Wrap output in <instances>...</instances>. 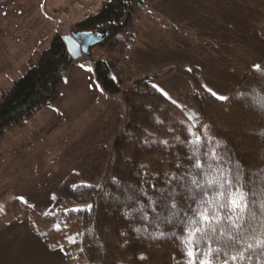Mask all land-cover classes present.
<instances>
[{
    "label": "trees",
    "instance_id": "16d2710c",
    "mask_svg": "<svg viewBox=\"0 0 264 264\" xmlns=\"http://www.w3.org/2000/svg\"><path fill=\"white\" fill-rule=\"evenodd\" d=\"M152 1L109 0L72 28L73 33L105 29L96 46L103 56L94 62L93 74L105 95L119 96L124 105L123 120L111 140L99 183L78 184L74 174L68 175L53 190L50 209L40 215L52 218L53 226L74 224L79 241L75 246L88 264H184L178 239L181 221L196 206L187 188L192 187L197 195L201 192L188 183L187 174L199 171L192 169V146L185 143L192 139L187 131L191 125L202 137L220 142L218 151L232 162L228 166L241 169L250 199L258 200L264 187V58L258 64L260 70L245 69L224 100L203 89L190 68L168 67L138 76L126 63V55L134 43V27ZM67 35H53L48 48L27 61L26 73L0 92V139L58 102L66 73L80 59L73 60L68 54L63 39ZM258 35L264 42V23ZM172 73L188 77L195 86L196 123L152 87L155 80ZM165 140L167 145L159 143ZM130 196L134 199L129 200ZM166 199L168 203L175 200V215L169 214ZM137 203L142 211L132 213ZM20 206L15 198L5 205L11 222L28 220L43 244L53 247L36 228L40 220L33 211L23 208L21 212ZM5 214L0 213V229L7 223ZM251 264H256L255 257Z\"/></svg>",
    "mask_w": 264,
    "mask_h": 264
},
{
    "label": "rangeland",
    "instance_id": "374dc122",
    "mask_svg": "<svg viewBox=\"0 0 264 264\" xmlns=\"http://www.w3.org/2000/svg\"><path fill=\"white\" fill-rule=\"evenodd\" d=\"M4 1L8 0L1 2ZM102 1L104 0H80V5L72 7L66 2L61 10L53 13L57 21L48 16V13H51L50 4L47 6L46 14H44L42 2L39 4L42 14L35 18L40 21V25L24 37L27 41L30 38L38 43L41 42L38 51H43L48 48L54 34L70 35L73 33L74 24L67 25V27L63 24H67L68 18L75 19V21L81 20L83 16H74L75 11L80 12L86 8L88 15L95 13ZM213 2L215 1L213 0ZM17 3L18 1H15L13 4ZM59 5H61V0H59ZM34 6L37 7L36 1ZM198 7L202 14L206 11L204 4ZM221 7L220 0H217L215 5L210 6L209 11L207 10L211 15L210 29L212 32L210 36H207L211 39L210 43H203L204 36L201 34L196 36L198 41H196L195 36H186L184 54L181 52L182 50L175 52L169 49L167 52V61L177 60L179 63H183L182 65H169L146 75H151L168 67L190 68L195 70L196 80L203 89L207 91L210 89L209 92H215L218 96L226 97L238 84L245 69L253 68L264 58V42L258 35L259 28L264 23V0H231L230 4L223 6L226 9L224 13L221 12ZM233 7L236 10H233ZM57 8V6L53 7L55 10ZM195 9H197V5ZM231 9L232 11H229ZM16 10L21 9L16 8ZM215 10L218 13L212 12ZM68 11L69 15L62 17ZM152 12L157 11L154 9ZM143 16L144 14L139 20ZM217 18L219 25L216 26L215 20ZM190 20L206 24L204 17L188 19V21ZM20 21H25V18ZM201 27V25L198 26V28ZM94 31L104 32L105 29L101 28ZM206 31L207 28L204 29V32ZM215 32L219 34H214ZM17 38L21 41L22 35L17 36ZM98 51L102 52L101 50ZM140 55L142 60L147 57L142 53ZM164 56H166L165 53L161 54V51H157L152 60L161 63L164 62ZM152 67L155 69L157 66L148 68ZM24 69L26 72V68ZM132 69L138 76H146L140 75L133 67ZM153 84L158 86V91L163 95L167 94L164 96L174 103L187 119L193 117L189 120L193 123L197 122L194 118L198 113L192 101L195 86L191 79L178 73H172L155 80ZM70 85L67 84V93L62 94L61 110L51 114L48 121L44 123L39 121L38 117L35 118V123L39 125L38 129L34 133L29 132V134L27 132V134L23 133L22 135L26 140L35 139L38 145L35 149L40 151L37 154L38 157H27L25 163L20 159H10L11 162L5 161L7 147L4 144L7 143V138L4 137L8 133L22 130L24 126L8 131L0 139V213L5 214V205L11 199H17L21 205V212L23 208H26L33 211L34 215L37 216L40 221L36 228L47 235L48 241L50 240L49 244L53 247H46L43 244L33 232L28 220L11 222L12 214H5L3 221L7 223L0 229V241L8 239L16 246L19 245L17 248L21 249L23 241L20 237L24 236V231L30 230L42 242L48 252H46L47 258L43 257L41 251L36 252L41 257V262L35 260V264H88L85 258L81 259L79 247L75 246V243L69 242V238H73L76 243L79 242L75 238L74 224H55L58 227L54 225V228L53 224H50L52 218L41 216L46 214L52 206L53 190L68 175L74 174L78 184L96 185L99 183L109 159L111 140L124 116V105L119 96H106L102 94L101 89H96L92 82L89 83L84 79L81 82L83 87L80 88V91L73 90ZM74 93L76 94L72 95ZM62 110L65 112L63 113ZM12 136L9 137L10 140ZM45 157L48 160H45ZM30 160H35V164L31 163ZM20 197H23V200ZM2 202L4 203L2 204ZM46 219H49L48 223ZM49 231L52 233L49 234ZM8 232H11L13 236ZM20 256V260L24 263L33 260L34 264L32 256L24 254H20ZM0 264H2L1 260Z\"/></svg>",
    "mask_w": 264,
    "mask_h": 264
},
{
    "label": "crops",
    "instance_id": "0c3cea01",
    "mask_svg": "<svg viewBox=\"0 0 264 264\" xmlns=\"http://www.w3.org/2000/svg\"><path fill=\"white\" fill-rule=\"evenodd\" d=\"M1 1L3 0H0V92H5L11 87L13 82L18 80L26 73L24 68H26L27 71V61L36 52H41L38 51L41 42L38 43L34 39L30 38L27 41L24 37L25 35H29L30 31L35 27L40 25V21L35 19L39 16V14H42L41 6L39 7V4L43 2L42 8L44 14H46L47 6L50 4L51 13H48V16L53 18L54 21H57L56 17L54 16V12L61 10L68 0H61V5H59V0ZM15 1H18V3L14 5L13 3ZM35 1L37 3V7L34 6ZM107 1L108 0H104L102 3ZM214 1L215 2H213V0H154L144 16L138 21L134 29V43L127 54V63L136 69L140 75L149 74L155 70H158L159 68L167 67L169 65H182L183 63H179L177 60L167 61V52L169 49L170 51L173 50L175 52H180L182 50L181 52L184 54L186 36H195L196 39V36L201 34L204 36L203 43H210L211 39L207 36H210L212 29H210L211 15L208 11L209 7L215 5L217 0ZM230 2L231 0H220V4L222 5V10L220 9L221 12L224 13L226 11L223 6L230 4ZM80 4L81 2H79V5ZM202 4H204L206 7V11L203 14L200 12L198 7ZM196 5L197 9H195ZM56 6L58 8L56 10L53 9V7ZM16 8H20L21 10H16ZM154 9L157 12L153 13L152 11ZM216 10L212 12L216 13ZM233 10H236V8L234 9L233 7ZM229 11H232V9ZM68 15L69 11L62 17H67ZM79 15L83 16L81 19L88 16L86 8H83L80 12H74V16L78 17ZM199 17H204L206 24L203 22H193L191 20L188 21V19H195ZM23 18H25V21H20ZM76 22L78 21L68 18L67 24L64 23L63 26L65 25V27H67V25H73ZM200 25L202 27L198 28ZM215 25H219L218 18L215 20ZM205 28H207L206 32H204ZM216 33L218 32H215L214 34ZM20 35H22L21 41L17 38V36ZM188 40L191 42L189 38ZM196 41H198V39H196ZM157 51H161V54H166V56L163 58L164 62L159 63L157 60H152L153 55L157 54ZM141 53L147 55L144 60L141 59ZM102 55V52L98 51L97 49H93L90 51L88 56H82L66 73L64 85L56 105L54 107H46L42 109L26 123L22 130L8 133L6 137H4L7 138V143L4 144L7 147L5 151V153H7L5 161L11 162L10 159H20L25 163L27 157H38L37 154L40 151L35 149V147H38L35 139L29 138L26 140L24 137H22V135L23 133L27 134V132L34 133L38 129L37 127L39 125L35 123V118L37 119L38 117L39 121L44 123L48 121L51 114H53L55 111L61 110V98L62 94L67 93V84H71L70 86L73 90L77 89L80 91V88L83 87L81 82H83L84 79L89 83L92 82L96 89H101L95 80L93 74V65L95 60L101 59ZM183 56L185 58V55ZM151 66L157 67L155 69L153 67V69L148 68ZM75 94L76 93L72 95ZM102 94L105 93L103 92ZM62 111L63 113L65 112V110ZM10 136H12L11 140L9 139ZM46 157L45 160H48ZM34 161L35 160H30L31 163L35 164ZM9 234L12 235L11 232ZM20 239L23 241L21 249L17 248L19 245L16 246V244L12 243L8 239L6 241H0V260L2 264H33V260L27 263L21 261L20 254L32 256L34 259V264L35 260L40 263L41 257H39L36 253L38 251H41L43 257L47 258V249L30 230L24 231V236L20 237Z\"/></svg>",
    "mask_w": 264,
    "mask_h": 264
},
{
    "label": "snow or ice",
    "instance_id": "6c2138e0",
    "mask_svg": "<svg viewBox=\"0 0 264 264\" xmlns=\"http://www.w3.org/2000/svg\"><path fill=\"white\" fill-rule=\"evenodd\" d=\"M253 68L260 70L261 66L254 65ZM152 87L159 90L157 85ZM211 94L220 100L226 99L215 92ZM194 127H188V135L192 139L185 143L192 146L189 159L195 162L191 167L199 171H190L187 175L188 183L201 192L197 195L192 187L187 188L193 194L196 206L191 209V215L181 221L182 234L178 239L186 258L184 264H251L253 257L256 264H264V187L260 189L258 200L250 199L239 166L229 167L232 162L218 151L220 142L213 143L212 138L206 135L202 137L193 131ZM159 143L167 145L168 142ZM133 199L129 197V200ZM165 203L169 214L175 215V200L168 203L166 199ZM138 210L142 211L137 203L132 213ZM141 218L147 217L142 215ZM69 242L75 243V240L69 238Z\"/></svg>",
    "mask_w": 264,
    "mask_h": 264
},
{
    "label": "water",
    "instance_id": "95a60500",
    "mask_svg": "<svg viewBox=\"0 0 264 264\" xmlns=\"http://www.w3.org/2000/svg\"><path fill=\"white\" fill-rule=\"evenodd\" d=\"M101 32H77L64 36L66 50L73 60L88 56L101 39Z\"/></svg>",
    "mask_w": 264,
    "mask_h": 264
},
{
    "label": "built area",
    "instance_id": "2783aa9c",
    "mask_svg": "<svg viewBox=\"0 0 264 264\" xmlns=\"http://www.w3.org/2000/svg\"><path fill=\"white\" fill-rule=\"evenodd\" d=\"M78 3H79V0H68V5H69L70 7H72V6H77Z\"/></svg>",
    "mask_w": 264,
    "mask_h": 264
}]
</instances>
